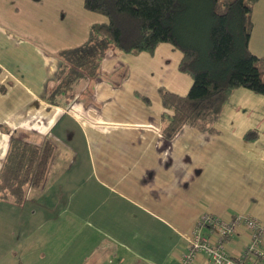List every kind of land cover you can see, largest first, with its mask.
I'll return each mask as SVG.
<instances>
[{
	"label": "crops",
	"instance_id": "crops-1",
	"mask_svg": "<svg viewBox=\"0 0 264 264\" xmlns=\"http://www.w3.org/2000/svg\"><path fill=\"white\" fill-rule=\"evenodd\" d=\"M252 19L263 33L264 0ZM106 22L83 0H0V167L14 133L55 147L43 185L26 191L31 210L17 206L26 228L14 264H214L204 251L182 260L194 236L217 243L204 218L245 214L264 228V96L237 89L216 134L185 127L166 142L159 89L184 96L192 80L178 71L182 54L160 44L153 55L110 52L70 104H47L57 54ZM248 242L238 226L222 247L250 264Z\"/></svg>",
	"mask_w": 264,
	"mask_h": 264
},
{
	"label": "trees",
	"instance_id": "trees-1",
	"mask_svg": "<svg viewBox=\"0 0 264 264\" xmlns=\"http://www.w3.org/2000/svg\"><path fill=\"white\" fill-rule=\"evenodd\" d=\"M258 1L83 0L84 10L107 22L91 26L80 46L57 54L60 66L46 103L70 104L79 84L99 76L110 52L153 55L158 45L169 44L182 54L178 71L190 77L192 85L184 96L159 89L164 109L160 134L166 142L185 127L214 135L233 91L243 88L264 96V56L258 58L249 47ZM5 91L0 84V93ZM244 137L257 138L254 131ZM54 151L50 141L39 146L14 133L0 167V200L22 206L26 189L43 185Z\"/></svg>",
	"mask_w": 264,
	"mask_h": 264
},
{
	"label": "built area",
	"instance_id": "built-area-1",
	"mask_svg": "<svg viewBox=\"0 0 264 264\" xmlns=\"http://www.w3.org/2000/svg\"><path fill=\"white\" fill-rule=\"evenodd\" d=\"M203 223L209 226L213 235L217 234L218 240L214 245H211L206 240L200 242L198 236H194L190 245V253L183 256L184 262H190L194 259L197 251H204L209 255L214 264H244L241 258L232 259L226 255L223 250L222 242L231 233L236 230V227L241 226L249 235V242L244 250V255L252 254L254 260L250 264H261L264 261V228L260 221L254 217L244 216L237 217L234 221L225 223L220 218L206 217ZM198 223L196 229L201 227Z\"/></svg>",
	"mask_w": 264,
	"mask_h": 264
},
{
	"label": "rangeland",
	"instance_id": "rangeland-1",
	"mask_svg": "<svg viewBox=\"0 0 264 264\" xmlns=\"http://www.w3.org/2000/svg\"><path fill=\"white\" fill-rule=\"evenodd\" d=\"M261 25L262 27L264 26V20ZM249 47L255 56L262 58L264 56V32L262 33V31L258 29L253 31ZM28 190L29 189L27 188L26 191ZM0 202H2L1 206L3 209V212L0 213V264H14L15 260L12 255L11 246L15 241L16 234L21 233L26 228L25 222H21L19 219L21 217V212H17L24 208L26 212H24V215L22 214V216L27 215L31 210V206L29 205L31 202H26L23 205L24 207H21L22 209L15 206L10 199L7 201L0 200ZM244 216L246 215L243 214L239 217L244 218Z\"/></svg>",
	"mask_w": 264,
	"mask_h": 264
}]
</instances>
